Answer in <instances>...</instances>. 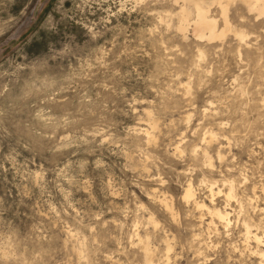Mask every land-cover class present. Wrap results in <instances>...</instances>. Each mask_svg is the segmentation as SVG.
<instances>
[{
    "label": "clouds",
    "instance_id": "9594fccd",
    "mask_svg": "<svg viewBox=\"0 0 264 264\" xmlns=\"http://www.w3.org/2000/svg\"><path fill=\"white\" fill-rule=\"evenodd\" d=\"M0 264H264V0H0Z\"/></svg>",
    "mask_w": 264,
    "mask_h": 264
}]
</instances>
